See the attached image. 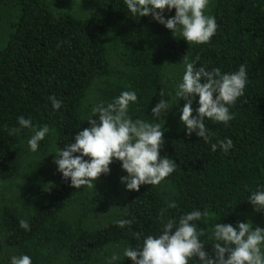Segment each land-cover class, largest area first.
Wrapping results in <instances>:
<instances>
[{"label": "trees", "instance_id": "1", "mask_svg": "<svg viewBox=\"0 0 264 264\" xmlns=\"http://www.w3.org/2000/svg\"><path fill=\"white\" fill-rule=\"evenodd\" d=\"M210 3L208 14L216 17L218 28L208 44L195 45L174 36L151 15L133 17L123 0H87L82 14L50 0H0V26L7 24L0 41V186L23 179L42 193L27 211L0 197L5 250L0 264L21 254L29 255L32 264H106L113 252L120 253L117 264H132L122 255L124 247L142 244L144 236L159 234L162 222L194 209L207 212L196 223L211 255L215 223L248 221L253 206L247 197L264 187V0ZM174 14V9L164 13L165 18ZM185 58L222 72L245 65L248 83L230 107L234 118L228 126L205 121L212 142L228 137L234 147L228 153L213 152L195 133L186 135L179 119L181 100L173 106L176 125L156 121L164 131L160 154L178 165L160 185L127 190L120 182L126 173L114 160L110 173L101 174L93 187H70L50 159L56 147L74 142L89 126L85 120L92 108L106 106L122 91L137 93L138 102L128 113L133 120L151 119L167 65L183 66ZM95 84L98 96L88 102ZM53 95L63 101L60 110L51 107L48 97ZM197 106L194 102L193 108ZM21 115L54 130L36 153L28 150L27 129L10 136L4 127H17ZM170 201L177 207L168 208ZM110 206L115 215L105 220ZM70 207L75 208L72 217L67 216ZM92 218L97 221L93 227L87 225ZM122 219L132 223L121 228L117 221ZM21 220L29 222L30 231L20 227Z\"/></svg>", "mask_w": 264, "mask_h": 264}, {"label": "clouds", "instance_id": "2", "mask_svg": "<svg viewBox=\"0 0 264 264\" xmlns=\"http://www.w3.org/2000/svg\"><path fill=\"white\" fill-rule=\"evenodd\" d=\"M211 0H123L127 12L135 16H148L177 34L188 44H208L218 28L216 17L208 13ZM175 14L165 18V10ZM159 10V11H157ZM196 60L183 63V73L172 91L160 89L161 99L151 109L152 118L133 120L129 116L130 105L138 102L135 91H122L105 106L103 103L92 108V115L85 121L89 126L79 131L74 142L63 149L56 147L53 163L61 178L69 186L81 189L93 187L96 179L110 173L109 165L119 161L126 175L120 182L127 190L139 191L142 185H160L177 168V163L167 155H161L164 131L160 123L163 116L174 105L185 103L179 108V119L184 125L186 135L193 133L204 143L210 144L211 150L217 149L228 153L233 141L225 137L212 142L211 134L205 121H213L228 126L234 118L230 107L244 94L248 83V72L244 64L236 71L222 72L219 67L207 69L196 66ZM168 80H175L176 73L169 72ZM167 96L168 99H164ZM198 98V99H197ZM54 111L60 110L63 101L55 95L48 97ZM175 102V103H173ZM198 106L194 109L193 103ZM195 112V115H194ZM99 114L98 120L93 119ZM17 127L8 128V134L19 135L24 129L30 133L27 139L28 150L36 153L40 142L53 133L47 124L37 126L31 118L17 117ZM48 187L45 186V191ZM253 211L264 212V187H258L247 197ZM168 208H176L175 201H170ZM207 215L206 211L194 209L184 213L178 220L170 218L162 222L158 235L143 237L142 244L123 248V257L132 264H264V228L255 227L250 221H237L235 225L215 223L210 240L213 241L212 253L205 250V243L200 239L204 231L196 223ZM163 221V213H161ZM132 221H117L124 228ZM20 227L30 231L26 220L20 221ZM119 252H113L106 258V264H117ZM10 264H32L27 254L12 256Z\"/></svg>", "mask_w": 264, "mask_h": 264}, {"label": "rangeland", "instance_id": "3", "mask_svg": "<svg viewBox=\"0 0 264 264\" xmlns=\"http://www.w3.org/2000/svg\"><path fill=\"white\" fill-rule=\"evenodd\" d=\"M50 1L53 2L54 4L59 5L60 7H63V8L69 7L71 9V11H73L77 14H82L86 11V1L87 0H50ZM210 5H211V3H210ZM210 5H209V9H210ZM209 9H208V12H209ZM7 17H8V14L5 16V18H7ZM8 20H9V18H8ZM6 26H7V24H5V23H3L0 26V41H2V38L6 34ZM169 72H175L176 73V79L175 80H168L167 79V74ZM182 73H183V66L173 65V64L167 65V67L164 71V79H165L164 88L168 91H172L175 84L179 82V76L182 75ZM97 96H98V93H97V88H96V84H95L92 87V89L90 90V92L88 93L87 101L93 102ZM164 99H168V97L165 96ZM149 117L152 118V112H151V115ZM163 118L164 119H160V120H162L166 124H168L170 126L176 125V117H175V113H174V107H172L170 110H168L167 113L163 116ZM52 154H54V153H52ZM53 156H55V155H53ZM25 157H26V155H25ZM27 158H28V160L31 158V154L29 152L27 153ZM50 159H54V157L53 158L51 157ZM29 187L30 186L26 182H24L23 179L4 183L3 185L0 186V197L2 199H5L6 201L7 200H14L18 204L19 208L23 211L32 210L36 206V203L39 200V197L40 198L42 197V193L39 190L35 191ZM38 192H39V194H38ZM110 196H111L112 202H114L115 194L111 192L109 197ZM107 210L108 211H106L105 214L103 215V219H105V220L110 219L115 215V208H113V206H110V208ZM74 211H75V208L70 207L68 209L67 216L72 217L74 215ZM248 221H250L252 223L253 229L255 227L264 228V212H256V211H253V208H252V210L249 214ZM87 225L92 226V227L96 226L97 221L93 218L89 219L87 222ZM2 242H3V236H2V231L0 230V254L5 256V250H4Z\"/></svg>", "mask_w": 264, "mask_h": 264}]
</instances>
